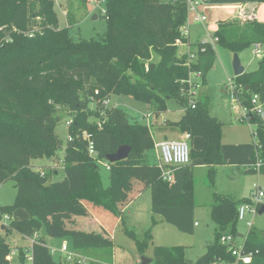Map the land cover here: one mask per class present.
<instances>
[{"label":"trees","instance_id":"obj_1","mask_svg":"<svg viewBox=\"0 0 264 264\" xmlns=\"http://www.w3.org/2000/svg\"><path fill=\"white\" fill-rule=\"evenodd\" d=\"M81 1L89 9L92 0ZM104 4L108 23L105 36L75 42L67 29L59 27L52 0H0V53L9 48L18 53L0 61V182L11 179L16 187L15 203L0 206V213L10 215L16 209L26 210L30 218L11 220L10 230L29 238L34 237L35 228L44 224L49 235L70 237L80 254V248L99 244L111 250L112 238L106 235L121 218L122 208L144 187L151 189L153 213L182 232L194 231V179L190 163L171 166L173 181L162 180L158 167L152 169L145 164L144 152L154 145L148 127L116 106H103L104 98L112 94L134 95L151 105L154 113L164 108L166 98L176 99L184 113L167 128L202 138L203 148H191L190 158L203 159L211 184L215 167L225 163L221 147L223 123L209 113L208 103L201 99L191 108L185 93L191 73L200 71L205 82L216 54L213 46L206 43L201 45L204 50L197 62L190 66L186 64V54L177 56L176 40L186 41L180 35L187 17L184 0H104ZM72 23L67 14L68 26ZM214 37L215 43L233 53L255 44L264 50V22L254 18L241 23L223 21ZM152 52L157 55L156 60H151ZM20 72L26 76L16 86L11 81ZM233 81L241 88L243 100L249 101L253 93H259L264 85V52L257 70L234 76ZM47 94H52L54 102L48 100ZM90 102L93 108H89ZM57 105L72 114L68 131L73 138L65 147V176L52 181L50 175L56 172L38 171L31 160L54 155L60 148V140L53 134L60 121ZM250 121L256 127L259 156L264 162V111L252 114ZM83 130L91 135L96 158L88 154V143L81 137ZM123 144L130 145L131 152L127 159L111 163L112 185L105 190L95 160H105L107 154ZM247 171L255 170L249 167ZM249 200H233L214 192L211 217L215 241L207 245L195 264H211L218 258L232 260L219 238L223 234H237L238 206ZM88 212L100 222L102 233L65 227V217ZM136 241L141 251L147 248L146 241ZM29 249L31 264H62L61 258L56 260L38 235ZM245 251L264 258V234L251 228L245 238ZM17 255L18 264H25L22 247ZM9 257L10 249L0 236V264H11ZM151 258V264H188L183 246L155 248Z\"/></svg>","mask_w":264,"mask_h":264},{"label":"rangeland","instance_id":"obj_2","mask_svg":"<svg viewBox=\"0 0 264 264\" xmlns=\"http://www.w3.org/2000/svg\"><path fill=\"white\" fill-rule=\"evenodd\" d=\"M97 1L101 2V0ZM241 1L248 2L251 0H202L203 5H210L208 8L204 6L206 10L203 11L207 21L202 24L189 26L190 45L186 44L188 46H183L178 44L177 41L175 42L177 45V56L181 57L183 55L182 52L186 50L198 52L199 44L202 41L213 40L220 22H239L234 19L238 9L233 4L241 3ZM52 2L57 14L59 27L67 29V34L72 41L77 42L81 39L90 38L101 39L105 36L108 23L101 13L105 8L104 2L97 4L90 1L89 9L83 5L81 0H52ZM259 4L257 11L264 17V2H259ZM67 14L73 21L70 26L67 24ZM94 14L97 15V18L92 19ZM230 18L231 20H228ZM12 30L14 31L15 28L13 27ZM212 46L216 54L214 65L206 75L205 82L196 75L192 77L195 85L193 96L197 100L201 99L203 102H207L209 113L223 123L221 147L225 163L215 167L214 183L211 184L207 176L208 169L203 159L200 157L191 158L190 167L194 179V220L198 225L194 227L193 233H185L166 223L160 215L153 213L151 189L144 187L122 208L121 218L109 231L110 233L108 232L109 234L106 235L112 238L111 250L110 247L102 243V245L99 244L100 246L79 249L82 255L88 258L86 264H90L91 261L104 264H140L142 256L151 258L154 249L162 246H183L186 262L195 264L197 259L206 252L207 245L215 241V223L211 217L214 192L233 200H239L249 198L255 191V185L264 190V162L259 167H256V159L252 156V152L255 150V143L257 142V137L253 133V131H256V127L247 123L241 109V105L247 104L248 101L243 99L236 101L230 97L231 87L232 85L234 86L232 69L234 53L218 43L213 42ZM252 48L253 46L242 52V63H257L262 58L263 47L260 46L261 52L259 56L254 53ZM16 54L18 53L14 49L9 48L0 53V61ZM156 59L157 55L152 52L151 60ZM25 74L22 72L18 73L11 82L17 86L19 81H24ZM42 74L45 73L43 72ZM32 77L31 75L30 78ZM85 85L87 86V83ZM189 89L190 87L187 90ZM43 93L45 94L46 90ZM47 98L50 102H54L52 94H47ZM110 105L124 110L131 119L148 127L154 143L152 147L144 152L145 164L148 168L156 169L160 166L157 143L164 139H179L187 134L185 131H172L167 128L179 121L184 113L183 106L174 98H166L164 100V108L159 113H154L151 105L129 94L110 95ZM93 106L94 104L90 102L89 108H93ZM55 108L60 121L55 126L54 131L53 129L52 131L60 140V148L54 155L32 159L31 165L34 169L41 172L55 171L56 174L50 175V178L52 181H60L65 176L63 163L65 160V147L69 137L68 125L65 121L71 119L72 114H69V110L66 107L57 105ZM188 142L189 146L194 150L203 148L201 137H193ZM105 164L106 160H95L101 185L103 189L108 190L112 185L113 171L107 170ZM250 165L255 171H247ZM15 199V182L11 179L0 182V206L12 205L15 203ZM249 199L251 200V198ZM9 216L11 218L6 219L0 213V236L4 238L10 249V263L18 264L17 253L19 249L22 247L23 252L26 253L28 247L31 246L32 238L20 236L15 231L10 230L8 224L11 220L30 218V214L24 209H16ZM95 220L98 222L96 217L88 212L86 215L67 216L64 218V224L69 230L102 233L100 222L97 225ZM247 221H252V228L256 232L264 234V213L255 214L254 216L246 214L245 220H237V234L243 236L247 233L249 229ZM2 226L4 227L2 228ZM35 232L40 238L44 239L51 252L54 250L52 254L56 260L65 256L59 252L60 247L64 243L67 245V253L74 257L76 250L70 237L63 238L49 235L44 224L35 228ZM146 233L148 234L147 238L145 237ZM136 239L146 241L147 248L144 251L138 248ZM235 242L240 243L241 237H237ZM24 262L25 264H31L26 259ZM236 264L245 263L238 262ZM246 264H264V258L253 256L251 261Z\"/></svg>","mask_w":264,"mask_h":264},{"label":"built area","instance_id":"obj_3","mask_svg":"<svg viewBox=\"0 0 264 264\" xmlns=\"http://www.w3.org/2000/svg\"><path fill=\"white\" fill-rule=\"evenodd\" d=\"M93 2H96L97 4H100L104 2V0H101L99 3L97 0H92ZM187 8V17L185 23L182 25L180 30L181 38H185L186 41L183 42L181 39H177V43L181 45H190L189 43V26L192 24H202L207 21V17L203 14V11L200 10V7H202V0H184ZM103 15H105V9L101 11ZM238 20L239 22H244L247 19H252L251 15L248 14L244 9L239 8L237 11L236 17L234 18ZM2 30V28H0ZM32 35V34H30ZM10 40L9 38H6V41ZM217 41V38L214 37L213 40H205L202 41V43L199 44V51L198 52H189L186 50L185 52H182V54L187 55V65L190 66L191 63H196L198 60L199 53L204 50V47H201L202 44L210 43L213 45V42L215 43ZM186 45V46H188ZM188 51V52H187ZM254 53L259 56L261 50L260 45L255 44L253 46ZM181 54V55H182ZM183 56V55H182ZM196 75L199 78H201V72L196 71L190 74L187 84L189 90L185 91V93L189 97V105L191 108H195L196 101L195 97L193 96V88L195 87L192 77ZM232 91L230 90V97L236 101L242 100L241 97V88H237L232 85L231 87ZM95 93H98L96 90ZM102 105L105 107H112L110 105V97H106L101 101ZM241 109L243 111L244 119L247 121V123L251 126L253 124L250 121V116L252 114H261L264 111V105L260 100V95L258 92L253 93L245 105H241ZM101 115H104L103 113H100ZM149 116V115H146ZM67 125H70L72 123V119H67L66 121ZM98 125L100 126V121L98 120ZM163 123V122H161ZM253 133L256 135V131H253ZM81 137L83 140L87 141V151L89 156L96 158V151L94 150V145L91 140V135L86 131L83 130L81 132ZM72 135H69L68 140H72ZM191 136L189 133L185 134L180 139L175 140H167L164 139L156 144V147L159 150V156H160V166L158 167L160 170V176L162 180L166 182H172L173 181V170L171 166H181L189 164L191 161L190 158V146H189V140ZM254 158L256 159V167H259L262 163V160L259 156V145L256 142L255 143V150H254ZM106 160V159H105ZM106 168L107 170H111V163L106 160ZM255 191L252 194L251 200L249 202H243L239 204L237 209V219L238 220H245L246 214H252L254 216L255 214H259L258 210L259 208L264 205V190H262L257 185L254 186ZM4 218L9 219V215H3ZM247 226L249 227L248 231L253 227L252 221H247ZM247 231V232H248ZM246 235H243L241 237V242L236 243L235 239L238 237L237 234H223L220 237V242L222 244H225L227 246L228 253L232 256V260L227 261H221L220 258L217 259V261L212 262L211 264H236L238 262L240 263H249L251 261L252 253L245 251V238ZM37 234L35 233L34 237H31V244L35 241V237ZM30 247V246H29ZM26 250V259L31 263L32 257L30 250ZM54 252V250H52ZM59 252L61 254H64L65 256L61 257L62 264H86V260L88 258L80 253L75 252L74 257L73 255L67 253V245L64 243L60 249Z\"/></svg>","mask_w":264,"mask_h":264},{"label":"water","instance_id":"obj_4","mask_svg":"<svg viewBox=\"0 0 264 264\" xmlns=\"http://www.w3.org/2000/svg\"><path fill=\"white\" fill-rule=\"evenodd\" d=\"M253 6H254V4H250L248 7L252 8ZM94 18H97L96 14H94L92 16V19H94ZM232 69H233L234 76H239L245 72L244 66L241 63V60H240L238 53H234V55H233ZM130 152H131V146L127 145V144H123V145H120L116 149V151H114L113 153L107 154L105 156V159L110 163H116V162L127 159ZM258 213L259 214L264 213V205H262L259 208ZM3 227L4 226H2V228ZM237 236L242 237L241 234H237ZM152 261H153L152 258H147V257L142 256L140 264H151Z\"/></svg>","mask_w":264,"mask_h":264},{"label":"crops","instance_id":"obj_5","mask_svg":"<svg viewBox=\"0 0 264 264\" xmlns=\"http://www.w3.org/2000/svg\"><path fill=\"white\" fill-rule=\"evenodd\" d=\"M250 4H254V6L252 7V8H249L248 6L250 5ZM237 6V9L239 10V8H242V9H244L248 14H250L251 15V18L253 19H256L257 21H259V22H264V17H262L261 16V13L260 12H258L257 11V9H258V7H259V2L257 1V0H251V1H248V2H246V1H241V3H237V4H233V6ZM205 4L203 5V3H202V7H200V10L201 11H204V10H206V8H208L210 5H206L205 7ZM228 20H231V18L230 19H228ZM227 21V20H226ZM252 50H253V48H252ZM243 52V51H242ZM242 52H240V53H238V55H239V57H240V60H241V54H242ZM261 59H259L258 61H257V63H253V62H246L245 64L244 63H242V61H241V63H242V65L244 66V69H245V71H255V70H257L258 69V66H259V61H260ZM212 69V68H211ZM259 95H260V100H261V102L263 103V105H264V85L261 87V90H260V92H259ZM247 101V100H246ZM246 101H244V102H246ZM161 125V124H160ZM180 139V138H179ZM191 139V138H190ZM203 145H204V142H203ZM191 148V147H190ZM193 149V148H192ZM253 156V155H252ZM250 167H251V165H250ZM252 168V167H251ZM57 173H58V171H57ZM252 197V195L249 197V198H251ZM194 214H195V209H194ZM96 221V220H95ZM96 223H97V225H99L98 224V222L96 221ZM196 225H198L197 224V222L194 220V227L196 226Z\"/></svg>","mask_w":264,"mask_h":264}]
</instances>
